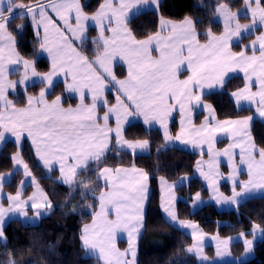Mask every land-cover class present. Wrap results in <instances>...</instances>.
<instances>
[{"label": "snow or ice", "instance_id": "snow-or-ice-1", "mask_svg": "<svg viewBox=\"0 0 264 264\" xmlns=\"http://www.w3.org/2000/svg\"><path fill=\"white\" fill-rule=\"evenodd\" d=\"M145 5L158 6V0H105L91 17L83 12L79 0H36V3L30 6L16 3V0H6V3L0 0V141L4 140L6 132H11L17 141H20L22 133L26 132L33 139L36 153L46 167L51 168L53 159L58 160L61 176L68 184L75 181L79 175L78 170H87L91 163L97 165V178L105 181V187L109 191L100 193V211L95 214L91 226L85 225L81 239L90 249L99 248L101 256L106 259V264H136L133 240L135 234L143 227L142 210L149 192L147 184L149 176L143 170L135 167L113 169L100 166L106 158L113 137L117 148L121 150L127 148L135 152L137 149L145 150L149 147L148 140L124 138L123 129L129 116L142 115L146 124L158 121L164 129L165 139H171L166 120L172 111L178 106L183 117L187 105H190L193 99L198 103L201 101V96L195 95L197 87L203 88L205 85L209 88L215 85L223 87L227 72L238 68L244 72L247 83L244 89L233 92L232 96L238 103L241 100L255 103L257 112L264 117V33L252 41L251 45L245 46L246 50L252 48L251 56L246 55V51L234 53L229 48V41L234 37H241L243 32L249 31L257 23L264 26V0H244L252 21L251 24L245 25L240 24L238 13L232 12L227 4L221 3L216 11L223 17L225 31L220 36L208 31L206 33L208 42L205 44L199 43L195 24L190 18H185L179 24L161 18L160 32L149 35L146 39L137 40L128 28L129 12ZM16 9L23 10L19 14L20 19H31L37 37L43 27L45 35L40 47L51 57V72L41 75L33 63L26 59L22 60L15 52V37L9 31V25ZM49 9L56 13L65 25L69 24L66 13L75 12L76 26L75 28L69 26V30L77 39H81V34L85 32V22L89 19L95 21L100 29V37L93 43L103 41V53L100 54L98 51L96 58L89 60L72 48L64 32L48 14ZM105 21L109 24L115 22L117 27L106 28ZM23 27L24 25H19L18 30H22ZM166 29L170 31V35L162 36L161 32ZM49 30L58 37L51 43ZM105 31H111L113 37L105 38ZM81 42L83 43V40ZM257 42L259 56L255 54ZM153 44L155 50L159 52L158 58L152 56ZM67 50H70L71 55ZM117 55L127 60L129 67L126 80H116L107 67L108 62ZM21 62L25 69L22 78L17 82L7 80V66ZM185 63L191 75L186 80H180L178 73ZM94 65L102 68L103 73L93 70ZM29 70L33 77L40 78L43 87L38 97H28L27 108H16L7 98V91L15 89L17 84H24L28 79ZM60 72L72 77V82L66 83V90L79 93L80 104L76 108H64L61 96H56L50 104L45 99L47 90L53 86V77ZM81 72L84 75L81 76ZM108 77L119 86L117 91L120 95L116 97L114 105H109L106 99H102ZM253 78L258 84V90L255 92L252 91ZM89 94L91 103L86 104L85 100ZM40 105L42 107H38ZM100 107L106 109L103 116L98 113ZM205 107L212 111L211 105ZM113 116L115 128L110 126ZM252 119L253 117L249 116L240 120L219 122L214 127L209 126L206 120L199 129L191 130L209 144L210 171L207 174L201 172V175L209 180L213 191H218L215 177L222 175L218 171L215 173L211 171L218 168L216 158L221 155L228 158L233 188L231 198L223 199L230 200L233 204L239 203L238 198L244 193L255 189L264 190V148H257L254 141L249 139V142L243 145L234 142L223 152H215L212 149L214 133L229 131L228 125L232 126L234 135L238 134L241 127L247 133ZM181 123L183 125V119ZM183 131L182 128L181 134L176 137L177 140L183 138ZM196 143L193 142L194 146ZM235 147H240L239 163L246 165L248 169L246 182H240L236 178L238 168L236 154L233 151ZM12 159L17 165L23 164L25 177H31L32 183L35 184L36 179L28 165L18 156H13ZM3 179L5 178L0 177V181ZM161 181L163 183V177ZM22 186L23 182L21 188ZM168 187L170 189L174 186ZM237 187L241 189L240 192L236 191ZM2 188L3 184L0 183V191ZM196 198H199V193L196 194ZM7 199L9 201L7 208L0 203V225L3 224L7 213L18 210L21 215L27 216L24 209L29 201L37 215H40V209L51 207L46 196L44 203L37 202L34 196L29 197L28 201H23L20 192L15 196L9 195ZM171 199L170 196L168 207L163 204L162 207L171 220L176 221L177 216L171 208ZM112 212L115 213V219H109ZM186 226L195 228L191 224ZM258 228V225H254L253 231ZM118 229H124L129 234V248L124 252H120L115 246V233ZM0 239L6 240L2 227ZM194 239L199 241V237L194 236ZM222 243L227 245L228 242ZM245 244L250 249L252 241H245ZM194 247L197 253L202 251L198 243ZM188 251L192 252L193 248H188ZM223 254L218 249L217 256ZM129 255L132 256L131 261L127 259ZM8 264H16V261L10 258Z\"/></svg>", "mask_w": 264, "mask_h": 264}, {"label": "trees", "instance_id": "trees-1", "mask_svg": "<svg viewBox=\"0 0 264 264\" xmlns=\"http://www.w3.org/2000/svg\"><path fill=\"white\" fill-rule=\"evenodd\" d=\"M80 1L84 12L93 14L104 0ZM218 1L220 0H160L157 8L145 10L131 18L128 28L137 40H141L160 31L161 18L177 21L191 18L197 30L207 29L206 31L218 33L222 31V26L213 22ZM222 1L232 10L244 6V0ZM16 3L31 5L36 0H16ZM243 18L250 19L249 16ZM19 25H24L22 30H18ZM9 31L16 38L17 50L21 56L33 61L39 72L50 70V60L40 54L41 37H37L29 18L20 19L19 15H15ZM252 36H244L243 41L235 45L236 50H241L243 42H248ZM92 46L90 39H86L81 46L88 58L96 57L98 51H101L99 47L93 49ZM119 67L120 65L117 68ZM245 85L243 75L233 74L227 79L223 89L210 91L203 98L214 106L220 119L252 115L253 109L238 108L231 97V92ZM41 87V82H34L25 88L19 84L9 96L14 105L24 106L29 96L39 94ZM107 94L109 105L114 104L116 96L112 91ZM56 96H62L65 105H75L79 100L67 93L63 81L55 83L48 94L49 99ZM101 110L106 109L101 107ZM200 118L201 113L197 115V122ZM178 125V117H175L171 122L173 133L178 130ZM251 131L256 144L264 148V122L254 118ZM124 136L129 140H148L150 151L133 154L116 148L114 144L100 166L135 164L149 174L151 192L145 213V228L139 242L137 264H196V256L188 252L192 237L167 221L162 214L160 179L163 177L170 182H178L183 177H189V184L179 185L176 190L186 197L197 192L207 197L208 191L195 174L199 154L168 145L160 127H147L139 120L127 124ZM18 151L47 192L53 208L38 224H26L21 219L14 218L4 226L6 240L0 241V264H8L10 258L16 264H101L98 257L86 254L81 241L82 229L93 220L99 206L98 196L105 188L103 181L97 178V165L91 163L87 170L79 172L73 184L66 185L60 182L56 170L51 173L46 171L28 141L19 147L15 141L8 140L0 150V173L13 171L12 157ZM23 179V171L13 172L11 180L4 184V190L8 194L17 193ZM80 181L85 183L81 184ZM221 187L225 191L229 189L225 183ZM31 191L32 187L28 186L24 196ZM177 213L182 219L197 222L208 233L230 236L245 232L250 235L255 224L264 229V196L248 198L237 208L229 210H219L213 203H208L194 211L188 200L180 199L177 202ZM234 246L243 249L241 244L235 243ZM223 264H264V239L256 244L253 258L239 263Z\"/></svg>", "mask_w": 264, "mask_h": 264}, {"label": "crops", "instance_id": "crops-1", "mask_svg": "<svg viewBox=\"0 0 264 264\" xmlns=\"http://www.w3.org/2000/svg\"><path fill=\"white\" fill-rule=\"evenodd\" d=\"M105 2V0L103 1V3ZM160 0H158V5H159ZM79 3L81 5V1L79 0ZM153 7H158L157 5H145L142 7H138L133 9L131 12H129V20L131 18H133L135 15L145 11L146 9H151ZM82 8V5H81ZM83 10V9H82ZM21 9H16V13L18 14L20 13ZM98 11V10H97ZM96 11V12H97ZM84 12V10H83ZM95 12V13H96ZM86 15H88L89 17H91L93 14H88L86 12H84ZM48 14L50 16H52V18L56 21V23L58 24V26L61 28V30L64 32V35L68 38L69 43L71 44V47L74 48L77 52H80L82 55L86 56L81 48L82 46V40L83 42L86 39H94V40H98V38L100 37V29L99 26L97 25V23L91 19H89L87 22H85V32L81 34V39H77L73 33L69 30V26H71V28H75L76 24H75V12H71V13H66V16L68 18L69 24L65 25L64 22L62 20H60L59 16L52 12L51 9H49ZM191 19V18H190ZM192 20V19H191ZM183 21V20H181ZM193 21V20H192ZM194 22V21H193ZM105 23V27L106 28H115L117 27V25L115 24V22L109 24L107 21L104 22ZM34 26V25H33ZM35 28V26H34ZM93 33H92V32ZM45 32L43 27H41L40 29V36H41V42L44 38ZM113 33L111 31H105L104 32V37L111 39L113 37ZM123 35V33H122ZM58 39V37L56 36L55 33L51 32V30H49V41L50 43L54 40ZM91 40V39H90ZM99 46L101 48H103V41H99ZM68 54L71 55L70 50H67ZM104 51L101 50L102 54ZM15 52L23 59L29 60L27 58H24L23 56L20 55V53L17 50V46H16V38H15ZM40 54L47 57L50 60L51 63V68L49 71L47 72H39L36 67V71L38 73H40L41 75L49 73L52 71V60L51 57L49 55V53L47 51H45L44 49H42L40 47ZM153 54V51H152ZM153 56V55H152ZM87 57V56H86ZM96 57L94 58H88L89 60H94ZM31 63L34 64L33 61L29 60ZM118 64H122L124 65L125 69H127V72L123 75H116L117 71H116V66ZM35 66V65H34ZM8 73H7V80L12 81V82H17L19 81L23 74H24V67H23V63H19V64H12V65H8ZM107 67L109 68V70L111 71V73L116 77V79L118 80H126L128 78V63L126 59H122L119 55L115 56L111 61L108 62ZM93 70L98 71L100 73H103V69L99 68V66L94 65L93 66ZM84 75L83 72H81V76ZM106 75V73H105ZM80 77H78L79 79ZM40 81L39 77H33L31 75V71L29 70V76L28 79L25 81L24 84H20L23 87L28 86L29 84H32L34 82H38ZM59 81H63L66 85V83H71L72 82V77L71 75L69 76H65L63 72L58 73V75H56L55 77H53V85ZM112 83L111 81V77H108V79L105 81V90H104V96L102 97V99H106V94L108 91H112V92H116L115 96L117 97L118 94H120L116 89H112L110 84ZM18 85V84H17ZM246 86V85H245ZM245 86L241 89H244ZM238 89V90H241ZM13 89H8L7 91V98L9 100H11L9 98V94L11 93ZM238 90H235L233 92H237ZM258 90V85H252V91L255 92ZM86 91V90H85ZM231 92V97L235 103V105H237L238 107H250L253 109L254 113L252 115H247V116H241V117H234V118H227V119H220L217 115L216 109L214 108V106L212 104L209 103V101H207L206 99H204L203 97H201V101L199 102L200 106H194V104H197L198 102L195 101V99L192 100V103L190 105H187V110H186V114L182 117L179 107L177 106L175 110L172 111L171 114H175V117H178V130L173 133L171 130V122L169 121L167 122V126H168V134L171 137V139H168L166 141V143L170 146H179L191 151H194L196 153L199 154V158L196 162V168H195V174L196 176H198V178L202 181L203 185L205 186L206 190L208 191V196H204L201 192H197L199 193V198H196V194H192L190 196H184L182 194H180L176 188L179 185H188L189 183V177H183L182 179H180L178 182H170L166 179L163 178V183L160 179V188H161V210H162V214L164 216V218L169 221L170 223H172L173 225H175L176 227L180 228L181 230L185 231L187 234H189L192 237V243L191 245L188 247H192L193 251L191 252L192 254H194L196 256V258L198 259V264H221L223 262H237L241 259L244 258H252L254 256V249L255 246L257 244L258 241H261L264 239V229L262 227H260L254 232L252 229V234L248 235L245 232H240V233H236L230 236H220L217 233H208L206 231L203 230V228L195 221L190 220V219H182L178 216L177 213V202L180 199H184V200H188L192 210H198L199 208H201L203 205L208 204V203H213L219 210H229V209H233V208H237V206L244 200L251 198V197H255V196H264V190L261 189H255L252 192H248V193H244L241 197L238 198L239 203L237 204H233L231 203L230 200L225 201L223 199V197H228L231 198L232 196V188H233V183L232 180L230 179V174H231V167L229 165V161L228 158L221 155L219 157H217V161H218V168H214L211 171L213 173H215L216 171H218L219 173H221L222 175L220 176H216L215 180H216V186L218 188V191H213L212 187H210V182L209 180H206L205 177L203 175H201V172L204 173H209L210 169L208 167L209 164V160L210 157L208 155L209 152V144L207 142H205L203 139H200L199 137H197L195 135V133H193L191 130L192 129H199L207 120L209 123V126L214 127L217 123L219 122H224V121H235V120H240L243 119L245 117H253V119L250 121V124L248 126L249 131H247V133L245 132V130L241 127L239 129L238 134H233L232 131V126L228 125L227 127L229 128V131L227 132H215L214 133V139L212 142V149L215 152H223V150L225 148H227L229 146V144H233L234 142L237 144H241L243 145L244 143H248L249 139H251V141H254L253 135H252V124H253V120L254 118H259L260 120H262L264 122V117H261L259 115V113L257 112V105L255 103H252L250 101H246V100H241L239 103L237 102L236 98L232 96ZM47 94L46 93V101L50 104L53 100H50L47 98ZM70 94L75 95L77 97H79V93L78 92H70ZM38 95H35V97H38ZM62 99V98H61ZM123 99V97H122ZM259 98L257 97V100ZM86 104H90L91 103V98H90V94L88 96V98L85 100ZM80 104V101L76 104V105H64L63 103V99H62V106L64 108H76L78 105ZM116 104V101L115 103ZM111 104V105H114ZM205 105H211V109L212 111L210 112ZM15 106V105H14ZM16 108H27L28 104L22 107H17ZM38 107H42V105L38 106ZM100 108H98V113L100 116H103L104 112H100L99 110ZM201 113V118L200 121L197 122V115ZM170 114V116L167 119H171L172 115ZM173 118V119H174ZM182 119L184 120V123L182 125L181 121ZM143 121L144 122V118L142 115H136V116H129L128 117V121L127 123H125L124 125V129L126 127L127 124L133 122V121ZM146 124V123H145ZM160 127L163 131L164 137H165V133H164V129L161 126V124L158 121H151L150 123L146 124L149 127H153L151 125ZM110 126L115 128V116H113L112 120L110 121ZM183 128V138L181 140H177L176 137L178 135L181 134V130ZM124 129H123V136H124ZM125 139H127L124 136ZM243 138V139H242ZM8 140H13L17 143V145L19 147H22V145L24 144L25 141H28L30 143V145L33 147L34 152L36 154L37 159L39 160V162L43 165V167L46 169L47 172L51 173L52 171L56 170L58 172V178L60 180V182L66 184V185H71L68 183L64 182L63 177L61 176V172H60V165L58 160L53 159L52 161V165L51 168L46 167L44 165L43 160L40 159V157L37 155L36 153V148L35 145L33 144V139L31 137H29L27 135L26 132L22 133L21 139L20 141H17L16 137L11 133V132H6L5 133V138L3 141H0V150L2 149V147L4 146V144L8 141ZM129 140V139H127ZM187 141V142H186ZM197 142L196 146H194L193 142ZM255 145L257 148H261L259 147L256 142L254 141ZM115 144L116 146V142H115V138L113 137V139L110 141V147L109 150L107 151V153L112 149L113 145ZM117 148V146H116ZM121 150V149H120ZM122 150H128L130 152H132L133 154H138V153H148L150 151V146L145 149V150H141V149H137L135 150V152H133L131 149H127L124 148ZM234 153L236 154V165L238 168V172L236 174V178L238 181L240 182H246L248 180V169L246 165H241L239 163V153H240V147H235L233 149ZM14 156H18L20 159H22L24 164H27L26 161L24 160L22 154L20 153V151L16 152V154H14ZM256 159H259V156L256 157ZM202 162V163H201ZM28 165V164H27ZM106 167H110V166H106ZM118 167H122V168H128L131 169L133 167H135L138 170H143L144 172H146L144 169L138 167L135 164L132 165H126V166H118ZM29 168V166H28ZM110 168H117V167H110ZM17 170H21L24 172V168H23V164L17 165L16 162L14 161V168L12 172H8V173H0V177H4L5 179H3L2 181H0V183L3 184V188L2 191H0V203L3 204V206L5 208H7L9 206V201L7 199V197L9 195L15 196L18 192H20V198L23 201H28L29 197H35L36 201L39 203H44V197L46 196L47 201L50 202L51 207L50 208H42L40 209V215L36 214V210L33 209L30 205L31 202L29 201L28 206L25 207V211L27 212V216H23L20 214V212L14 211L12 213H7L4 217V221L3 224L0 225V227H2V229H4V226L11 220L14 218H18L21 219L24 223L26 224H38L42 217L46 216L47 214H49L53 208V204L52 201L50 199V197L48 196L47 192L44 190V188L40 185V183L38 182V180L36 179V183H32V179L31 177H25L24 175V179L22 180L23 182V186L21 188V184L19 186V190L17 193L15 194H8L5 190H4V184L7 183L8 181L11 180L12 176H13V172L17 171ZM30 170V168H29ZM31 171V170H30ZM79 172L81 170H78ZM147 173V172H146ZM32 174V172H31ZM148 174V173H147ZM114 175V174H113ZM32 176H34L32 174ZM149 176V174H148ZM76 179V178H75ZM103 181V183L105 184V181L103 179H101ZM74 183V182H73ZM72 183V184H73ZM228 184L229 189L227 191L223 190L221 185L222 184ZM148 184V197L146 202L144 203L143 206V210H142V214H143V227L141 229V231L138 234H135V239L133 240V244L135 246V251H136V264L138 261V253H139V242H140V238L143 234L144 228H145V213H146V209H147V205L149 202V197H150V192H151V187H150V177L147 181ZM169 185H172L174 187L169 189ZM28 186L32 187V191L30 192L29 195L24 196V192L27 189ZM103 192H107L109 191L108 188H104L102 190ZM101 191V192H102ZM237 192H240L241 189L239 187L236 188ZM100 196V194H99ZM98 196V198H99ZM170 196L172 197L171 199V208L172 210L175 212L177 219L176 221H172L171 217L168 215V213H166L162 207V204L165 207H168V201L170 199ZM100 211V202H99V206L98 209L96 211V213H98ZM95 213V214H96ZM95 216V215H94ZM109 219H115V213L112 212L109 215ZM93 224V220L91 222H89L88 226H91ZM191 224L194 225L195 228L193 227H188L186 225ZM257 225V224H255ZM85 227V226H84ZM84 227L82 229V233L81 236L84 234L83 230ZM4 232V231H3ZM244 235H241V234ZM91 235V233H90ZM195 237H199V241H197L196 239H194ZM5 237V235H4ZM5 239H0V241H4ZM82 241V239H81ZM223 241H227V245L223 244ZM245 241H252V246L250 249H248L246 247ZM197 243L199 244V247L201 248V252L197 253V251L195 250V245H197ZM241 244L243 249L240 250V247L237 246L235 247L234 244ZM82 245L86 251V254L91 255V256H96L99 258L101 264H106V259L103 258L101 256L100 250L99 248H96L95 250L90 249L88 246H86L83 241H82ZM115 246L116 248L120 251V252H124L125 250H127L129 248V234L126 230L124 229H118L115 233ZM218 249L224 253L221 256H217V251ZM210 251V252H209ZM208 252V253H207ZM210 254L211 257H208ZM111 258V257H109ZM127 259L129 261L132 260V256L129 255L127 257ZM242 261V260H241Z\"/></svg>", "mask_w": 264, "mask_h": 264}, {"label": "rangeland", "instance_id": "rangeland-1", "mask_svg": "<svg viewBox=\"0 0 264 264\" xmlns=\"http://www.w3.org/2000/svg\"><path fill=\"white\" fill-rule=\"evenodd\" d=\"M4 3H6V0H4ZM221 3H223V4H227L225 1H222V0H220V1H218V2H216V8L221 4ZM35 4V3H34ZM32 5V4H31ZM228 5V4H227ZM30 6V5H29ZM228 7L230 8V6L228 5ZM253 7H255V5H253ZM153 8H157V7H153ZM231 9V8H230ZM146 10H148V9H146ZM231 11L232 12H236V13H238V19H239V22H240V24H242V25H245V24H251L252 23V21H251V14H250V12L248 11V9L247 8H245V5L242 7V8H238V9H234V10H232L231 9ZM20 13H18V14H15V15H19ZM14 15V16H15ZM247 16H249L250 17V19H247V18H243V17H247ZM243 19H242V18ZM30 19V18H29ZM165 21H169V22H172V23H175V24H179V23H181V22H183V21H177V20H172V19H165V18H163ZM31 20V19H30ZM213 22L214 23H220L221 24V26H222V31L221 32H218V33H214L212 30H211V33L213 34V35H215V36H220V35H222L223 33H224V31H225V28H224V21H223V17L221 16V15H219L218 13H217V11H215V16H214V18H213ZM258 28H260V29H258ZM196 29V28H195ZM207 29H202V30H197L196 29V32L198 33V39H199V43L200 44H205V43H207L208 42V37L206 36V33L208 32V31H210V30H208V31H206ZM160 32V31H159ZM93 33V32H92ZM262 33H264V26H261L259 23H257L252 29H250L249 31H247V32H243L242 34H241V37H234L231 41H229V48H230V50L232 51V52H234V53H238V52H241V51H246V55H248V56H251V55H253V50H252V48L251 47H249L248 48V50H246L245 49V46L246 45H251V43H252V41H254V40H256L257 39V37L258 36H260ZM253 35L252 36V38L250 39V40H248V42H246V41H244L243 42V48L241 49V50H236V48H235V45H237V43L239 44L240 42H242L243 41V37L244 36H246V35ZM161 35L162 36H167V35H170V31L169 30H165V31H163V32H161ZM40 36V35H39ZM41 37V36H40ZM91 39V43H92V47H93V49H97L98 47H99V49H101V50H103V48H101L100 46H99V44H97V43H93V41H95L94 39H92V38H90ZM141 40H143V39H141ZM86 41V40H85ZM84 41V42H85ZM83 42V43H84ZM153 58H158L159 57V52L158 51H156L155 50V44H153ZM100 53H101V51H100ZM255 54L257 55V56H259V43L257 42V45H256V51H255ZM118 65H120V67L119 68H117L118 67ZM117 66H116V71H117V73H116V75L118 74V75H123V74H125L126 72H127V69H125L124 67V65H122V64H118ZM237 73H240L241 75H243V77H244V79H245V82L247 83V81H246V78H245V74H244V72L243 71H241L240 69H236L235 71H229V72H227V74L225 75V77H224V81L226 82L227 81V79L230 77V76H232L233 74H237ZM189 75H191V72L188 70V67H187V64L185 63L184 65H182L181 66V69H180V72L178 73V76H179V79L180 80H186L187 78H188V76ZM116 80H118V79H116ZM111 81H112V83L110 84V86H111V88L112 89H116L117 90V88L119 87L116 83H115V81H113L112 79H111ZM38 82H40V81H38ZM64 83V82H63ZM225 84V83H224ZM19 85V84H18ZM17 85V86H18ZM64 85H65V83H64ZM252 85H258L256 82H255V79L253 78V82H252ZM17 86H16V88H17ZM23 87V86H22ZM223 87H224V85H223ZM223 87H221V86H219V85H215L214 87H211V88H209L207 85H205L203 88H199V87H197L196 89H195V95H200L201 97H203L204 96V94H206V93H208V92H210V91H215V90H220V89H223ZM15 88V89H16ZM23 88H25V87H23ZM15 89H13L12 91H14ZM52 89H53V86L50 88V89H48L47 90V92H48V94L52 91ZM65 89H66V85H65ZM11 91V92H12ZM67 91V90H66ZM111 91V90H110ZM67 93H69L70 94V92L69 91H67ZM48 94H47V98H48ZM113 94L115 95L116 94V92H113ZM10 95V94H9ZM38 95V94H37ZM70 95H72V94H70ZM108 94H106V100H107V96ZM118 95H120V94H118ZM33 96H35V95H33ZM72 96H75V95H72ZM75 97H77V96H75ZM9 98H10V96H9ZM61 98L63 99V97L61 96ZM78 99H79V97H77ZM11 99V98H10ZM49 99V98H48ZM54 99V98H53ZM53 99H50V100H53ZM233 100V99H232ZM12 101V100H11ZM80 101V99L78 100V102ZM27 104H28V102H27ZM26 104V105H27ZM65 105V104H64ZM76 105V104H75ZM16 106V105H15ZM25 106V105H24ZM194 106H200V104L199 103H197V104H194ZM237 106V105H236ZM17 107H22V106H17ZM238 107V106H237ZM238 108H243V107H238ZM248 108H250V107H248ZM252 109V108H251ZM100 112H104L105 110H101V107H100ZM253 113H254V111H253ZM172 115V117H171V119L169 120V119H167L166 120V123L167 122H169V121H172L173 120V118H174V116H175V114H171ZM151 125V124H150ZM127 126V125H126ZM147 127H149L148 125H146ZM151 126H154V125H151ZM175 226V225H174ZM261 227V226H260ZM185 232V231H184ZM186 233V232H185ZM259 242V241H258ZM257 242V243H258ZM191 245V244H190ZM189 245V246H190ZM188 246V247H189ZM189 252V251H188ZM210 252V251H209ZM189 253H191V252H189ZM208 253V252H207ZM192 254V253H191ZM194 255V254H193ZM209 256L208 257H211L210 256V254H208ZM254 255H255V249H254ZM195 256V255H194ZM254 257V256H253ZM252 257V258H253ZM197 259V258H196ZM249 259H251V258H244V259H241V260H239V261H237V263H239V262H243V261H246V260H249ZM223 263H226V262H223ZM223 263H221V264H223ZM196 264H198V259H197V263Z\"/></svg>", "mask_w": 264, "mask_h": 264}]
</instances>
